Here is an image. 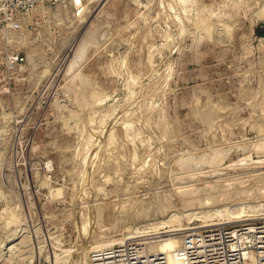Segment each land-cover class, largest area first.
Masks as SVG:
<instances>
[{
	"label": "rangeland",
	"instance_id": "1",
	"mask_svg": "<svg viewBox=\"0 0 264 264\" xmlns=\"http://www.w3.org/2000/svg\"><path fill=\"white\" fill-rule=\"evenodd\" d=\"M230 185L264 218V0H86L0 28V264H91L128 235L181 264L152 226Z\"/></svg>",
	"mask_w": 264,
	"mask_h": 264
},
{
	"label": "built area",
	"instance_id": "2",
	"mask_svg": "<svg viewBox=\"0 0 264 264\" xmlns=\"http://www.w3.org/2000/svg\"><path fill=\"white\" fill-rule=\"evenodd\" d=\"M40 8L70 11L79 18L85 14L86 0H0V28L23 30L32 13ZM25 58L17 52L9 55V63L17 65ZM180 238L173 255L181 264H264L262 217L189 228L182 231ZM106 250L112 258L105 264H168L166 253L150 252L142 239L128 240Z\"/></svg>",
	"mask_w": 264,
	"mask_h": 264
},
{
	"label": "bare ground",
	"instance_id": "3",
	"mask_svg": "<svg viewBox=\"0 0 264 264\" xmlns=\"http://www.w3.org/2000/svg\"><path fill=\"white\" fill-rule=\"evenodd\" d=\"M200 24V23H199ZM133 80V79H132ZM128 137V136H127ZM112 140V139H111ZM113 143V142H112ZM115 143V142H114ZM120 146V145H119ZM117 152H119V151H117ZM217 152V151H216ZM220 154V153H219ZM224 154V153H223ZM209 155V154H208ZM208 155H207V157H208ZM212 155V154H211ZM190 156V155H189ZM192 156V155H191ZM210 156V155H209ZM187 157V156H186ZM112 158V157H111ZM189 158V157H188ZM206 158V157H205ZM105 159V158H104ZM136 159V158H135ZM191 159H193V157H191ZM208 159H210V157L208 158ZM213 159H214V156H213ZM108 161H109V159H108ZM262 173V172H261ZM252 175V174H251ZM250 175V176H251ZM260 175V174H259ZM252 176H254V175H252ZM256 176H257V174H256ZM241 177H243V176H241ZM246 177V176H245ZM247 178H250V177H248L247 176ZM254 178H255V176H254ZM262 178V177H261ZM233 179V178H232ZM217 180V179H216ZM233 180H235V179H233ZM242 180H243V178H242ZM242 180H241V178H240V182H242ZM246 180V179H245ZM245 180H243V181H245ZM219 181V180H218ZM218 181H216V182H218ZM225 181V180H224ZM227 181V180H226ZM214 183V184H218V183ZM221 182V181H220ZM230 182H232V181H230ZM237 182H239L238 180H236V183ZM239 182V184H241ZM213 183V182H212ZM213 184V185H214ZM238 184V183H237ZM236 184V185H237ZM189 185V184H188ZM191 185V184H190ZM236 185L233 187V189L236 187ZM242 185H244V187H245V184H243V182H242ZM241 185V186H242ZM186 186V185H185ZM193 185H191V188L193 189V187H192ZM231 186V185H230ZM250 186V185H249ZM181 187H183V186H181ZM187 187V186H186ZM189 187V186H188ZM237 187H239V186H237ZM247 187V186H246ZM259 187V186H258ZM185 188V187H184ZM226 188H228V187H226ZM226 188H224L223 190H225ZM232 189V186L231 187H229L228 189ZM241 188H243V187H241ZM241 188L239 187V189L238 190H240V191H242L243 192V190H244V192L245 191H247V188H244V189H242L241 190ZM252 188V187H251ZM251 188H249V189H251ZM262 188V187H261ZM186 189V188H185ZM189 189V188H188ZM228 189H226L227 190V192L229 193H227V195L225 194H223V193H226L225 191L223 192V190H222V194L224 195H216V197H215V199H218L219 200V202H216V200H214L213 202L214 203H210L209 201H210V199L211 198H209L207 195H205V196H207V198L205 199V201L207 200L208 201V203H210V204H208L207 205V202L205 203L204 201L203 202H200L199 204H201V203H203V208L202 209H200V208H198V206L199 205H197V207H188L187 208V206L185 207V208H182L183 210H181V211H179V212H173L171 215H170V217L168 218V219H163V220H161V223H162V225L163 224H167L168 226H169V228L168 229H164V230H160V231H158L157 230V226L156 225H153L152 227H153V230H155L154 232H152V234H155L154 236H152V237H150V242L151 243H154L155 244V246H156V248H159V249H167V248H172L173 249V247H175V246H177L179 243H180V237L179 236H175L176 234H178V233H181L182 232V230H184V229H187L188 227H181V226H183V225H181L180 227H176L175 225H176V220H178L179 219V217H182V216H186L187 218H189V219H191V218H193V217H197V218H203V220H204V222H206V221H209V217H211L213 214H218V215H224L226 218H228V219H238V218H245V217H248L249 218V216L250 215H252L249 211H247L246 209H245V207H243V206H240V207H237L239 204H242L243 202H250V201H255L256 200V198H250V196L252 195L253 197H254V195L253 194H250V196H249V198H244V197H240L241 195L240 194H242V193H239L238 192V190H236V193H237V195L236 194H234V196H233V193H234V191H231V189H230V191L228 190ZM232 189V190H233ZM236 189V188H235ZM246 189V190H245ZM248 189V192H251V190H249ZM263 189H264V187H263ZM180 190V189H179ZM182 190H184V189H182ZM181 190V191H182ZM189 190H191V189H189ZM187 191V190H186ZM219 191V190H218ZM254 191H257V188H256V190H254ZM259 191H261L260 192V196H261V194H262V192L264 191H262L261 189L259 190ZM220 192V194H221V191H219ZM252 193V192H251ZM194 194V193H193ZM192 193H191V195H193ZM213 194V193H212ZM214 194H216L215 192H214ZM247 193H245L244 194V196L246 195ZM255 194V193H254ZM236 195V196H235ZM238 195H240V196H238ZM247 195H249V194H247ZM262 195H264V194H262ZM189 196V195H188ZM210 196H212V195H210ZM214 196V195H213ZM222 197V200L220 199L221 197ZM227 196V197H226ZM243 196V195H242ZM251 196V197H252ZM257 196H259V194H257L256 195V197ZM197 197V196H196ZM199 197V196H198ZM198 197H197V199H198ZM224 197V198H223ZM238 197V198H237ZM246 197V196H245ZM248 197V196H247ZM263 197V196H262ZM187 198V197H186ZM189 198V197H188ZM261 198V197H260ZM191 199H193V197H191ZM190 199V200H191ZM196 199V198H195ZM196 199V200H197ZM204 199V198H203ZM258 199V198H257ZM262 199V198H261ZM188 200V199H187ZM186 200V201H187ZM190 200H188L189 201V203H190ZM194 200V199H193ZM192 200V201H193ZM195 200V201H196ZM213 200V199H212ZM211 200V201H212ZM187 201V202H188ZM200 201H202V199L200 200ZM257 201H259V200H257ZM186 202V203H187ZM197 202H199V201H196V203ZM186 203H184V206H185V204ZM189 203H187V204H189ZM204 203L206 204V205H204ZM258 203V202H257ZM192 204L193 203H191V206H192ZM262 204H264V203H262ZM190 205V204H189ZM194 205H195V202H194ZM201 206V205H200ZM262 206V205H261ZM251 207V206H250ZM263 207H264V205H263ZM263 207H261V209L263 208ZM264 209V208H263ZM256 211H257V208H256ZM185 218V217H184ZM247 218V219H248ZM250 219V218H249ZM213 220V219H212ZM218 220V219H217ZM240 220V219H239ZM243 220V219H242ZM211 223V222H210ZM227 223V222H226ZM182 224V223H181ZM204 224V223H203ZM206 224H208V223H206ZM144 227V226H143ZM143 229V228H142ZM137 230H138V227H137ZM151 230V229H150ZM149 230V231H150ZM152 230V231H153ZM149 231H147V232H149ZM136 232V231H135ZM115 233V232H114ZM138 233V232H137ZM143 233V232H142ZM151 233V232H150ZM147 235L149 236V234L147 233ZM140 236V235H139ZM148 236H147V238H148ZM130 237H133V235H128V236H124V237H121V238H119V240L118 241H116V239H114L115 241H116V243H118V242H120V243H122V242H127V240H128V238H130ZM136 237V236H135ZM141 237V236H140ZM143 237V236H142ZM111 238V237H110ZM155 238V239H154ZM134 239V238H133ZM146 239V238H145ZM113 240V239H112ZM149 240V239H148ZM107 242H109V241H107ZM105 243V242H104ZM111 243V242H110ZM101 244V243H100ZM112 245H113V243H112ZM92 246V245H91ZM98 246V245H97ZM100 247L102 246H106V244H101V245H99ZM108 246V245H107ZM151 247H153V246H151ZM178 247V246H177ZM108 248H110V247H108ZM154 248V247H153ZM13 249H16L15 248V246L14 245H10L9 247H8V250H13ZM107 248L105 247V248H101V249H98L97 251H100V253H97V256H96V254H95V258H91V260L92 261H94V260H102V263L104 264V261L105 260H109V259H111L112 258V256H111V254H107L106 252H104L105 250H106ZM152 249V248H151ZM168 249V250H169ZM177 249V248H176ZM176 249H174V250H176ZM18 250V249H17ZM157 250V249H156ZM89 251V250H88ZM101 251H103V252H101ZM152 251H154V250H152ZM90 253V252H89ZM162 253H166V252H162ZM83 254V253H82ZM173 254V253H172ZM167 255V254H166ZM85 257H86V253H85V255H84ZM174 256V255H173ZM91 257V256H90ZM109 257V258H108ZM167 257H168V255H167ZM172 257V256H171ZM84 258V257H83ZM171 259V258H170ZM170 259H169V257H168V264H171L170 262H172L173 261V259H172V261H170ZM81 261H83V260H81ZM85 261V260H84ZM83 261V262H84ZM92 261H91V264H92ZM174 261L175 262H178V263H180L178 260H176L175 258H174ZM80 262V261H79ZM109 262V261H108ZM108 262H105V263H108ZM175 264V263H174Z\"/></svg>",
	"mask_w": 264,
	"mask_h": 264
}]
</instances>
